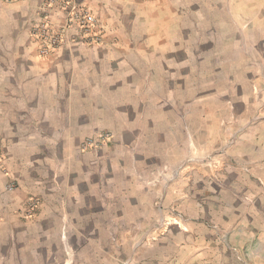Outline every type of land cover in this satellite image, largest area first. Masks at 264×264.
Wrapping results in <instances>:
<instances>
[{
	"label": "crops",
	"instance_id": "obj_1",
	"mask_svg": "<svg viewBox=\"0 0 264 264\" xmlns=\"http://www.w3.org/2000/svg\"><path fill=\"white\" fill-rule=\"evenodd\" d=\"M77 1L104 42L49 59L41 0L0 7V264H264V0ZM99 129L115 147L83 154ZM189 137L163 201L179 226L136 246L162 213L144 178Z\"/></svg>",
	"mask_w": 264,
	"mask_h": 264
},
{
	"label": "built area",
	"instance_id": "obj_2",
	"mask_svg": "<svg viewBox=\"0 0 264 264\" xmlns=\"http://www.w3.org/2000/svg\"><path fill=\"white\" fill-rule=\"evenodd\" d=\"M13 3L19 0H2ZM39 18L32 25L31 36L37 44L38 56L50 58L67 44L100 45L104 42L105 26L95 12L77 0H41ZM104 137V136H100ZM4 152L0 138V168H4ZM13 190V181L6 185ZM39 199L31 196L25 202L24 216L30 218L39 207ZM1 220V217H0Z\"/></svg>",
	"mask_w": 264,
	"mask_h": 264
},
{
	"label": "rangeland",
	"instance_id": "obj_3",
	"mask_svg": "<svg viewBox=\"0 0 264 264\" xmlns=\"http://www.w3.org/2000/svg\"><path fill=\"white\" fill-rule=\"evenodd\" d=\"M20 1H22V0H19L17 2H20ZM17 2H13V3H17ZM13 3H8V2H4V1L0 0V7L3 5L13 4ZM38 18H39V16H38ZM36 21H34L33 24ZM31 31H32V29H31ZM31 31H30V36H31ZM31 38L33 39L32 36H31ZM33 41H34V39H33ZM67 45H70V44H67ZM86 46H88V45H86ZM93 46H96V45H90L88 47H93ZM37 56H38V50H37ZM42 59H44V58H42ZM46 59H49V58H46ZM257 119L260 120V118H258V117H257ZM115 135L116 134L114 132H112L111 130L99 129L94 134H92L91 136L85 137V139L80 144V150L83 154H88L91 152L102 153V152H106L107 150L109 151L110 149H112L116 145V143H115V137L116 136ZM100 136H104V137H100ZM188 141H189V150H191L192 152L194 151L193 154L188 155L185 159L181 160L177 164L162 163V164L158 165L148 175L147 178H144L145 184L157 189V198H156V205L155 206L159 210H161L162 213H161L160 220L151 228V231H153L154 234L153 235L149 234L150 233L149 232L146 236H144L138 240L136 246H139L141 244H147V243L150 244V243L154 242L160 236L167 233L171 225H173V224L178 225L179 224V221H178L179 219L177 220V217L181 218L182 214L177 213L176 218L173 216L168 217L165 213H163L164 209H165L163 206V201L165 199V196H166V193H167L169 186L173 185L174 183H176L180 180L182 171H184L188 166L195 164L199 161V157L197 155L199 151L196 153L197 148L195 147V145H193V143H192L193 141L191 140L190 137H189ZM233 141L234 140L231 139L227 143V145L231 144ZM224 149L225 148H223V150ZM207 158L209 159L210 156H207L203 160L206 161ZM37 198L39 199L40 204H39L38 209L34 213V215L38 212V210L40 209V206L42 204L41 198H39V197H37ZM23 214H22V217L27 219ZM113 242H115V240H113ZM66 243H67V239H64L63 240L64 246L67 245ZM132 258H133V255L127 257L123 261L122 264H132Z\"/></svg>",
	"mask_w": 264,
	"mask_h": 264
}]
</instances>
